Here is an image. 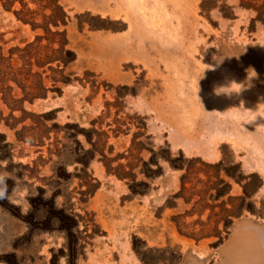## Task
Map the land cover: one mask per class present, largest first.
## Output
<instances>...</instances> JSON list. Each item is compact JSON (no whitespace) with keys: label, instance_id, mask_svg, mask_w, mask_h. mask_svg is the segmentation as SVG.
Wrapping results in <instances>:
<instances>
[{"label":"rangeland","instance_id":"obj_1","mask_svg":"<svg viewBox=\"0 0 264 264\" xmlns=\"http://www.w3.org/2000/svg\"><path fill=\"white\" fill-rule=\"evenodd\" d=\"M59 1L72 81L34 100L9 58L35 32L0 1V264H222L234 236L264 264V217L234 218L242 187L214 168L258 174L264 216V0Z\"/></svg>","mask_w":264,"mask_h":264},{"label":"trees","instance_id":"obj_2","mask_svg":"<svg viewBox=\"0 0 264 264\" xmlns=\"http://www.w3.org/2000/svg\"><path fill=\"white\" fill-rule=\"evenodd\" d=\"M3 3V7L6 11L12 12L17 21L28 25L35 37L31 42L25 43L23 48L16 47L11 49L12 55L9 61L12 64H18L22 62L25 68L26 85V99L34 100L35 98L43 97L49 91L46 86V82L51 80L55 82L68 83L72 81L70 73L66 72L69 65L77 61V54L70 48L69 40L67 36L66 27L68 26L71 16L69 12L60 4L59 0H30V4L36 5V7L30 6L29 3H25L27 0H0ZM220 0H203L200 4V10L202 14L208 16V10L210 7H215ZM243 1V0H242ZM251 1V0H250ZM20 2L21 8L15 9L14 5ZM250 7V2L247 3ZM226 7V6H224ZM222 11L221 7H219ZM223 13V11H222ZM227 13V12H226ZM100 28L101 26H94ZM95 28V29H97ZM1 49V48H0ZM56 73V76L50 77L48 74ZM16 86L20 87L17 80H14ZM158 159H168L173 167H184L185 164L182 159H171L165 156H158ZM179 161V162H178ZM233 163L235 170L229 172L223 169L224 164ZM182 165V166H179ZM215 178L220 180L222 173L226 177H230L233 181L238 183L242 187V194L237 197L241 203L234 208V218L241 217L244 211H249L256 216L263 218V214L256 212L252 205H256L251 201L262 187V178L256 173L244 174L241 170L239 163L227 161L225 156L222 160L215 165ZM188 175L183 177V188L187 184ZM224 186H228L225 180H221ZM218 197L223 198L228 192L224 188L218 190ZM247 201H249L247 203ZM228 228L218 232L219 227L215 231L219 233L217 235V245H220L228 234ZM225 233V236H224ZM197 235L200 238L211 237L209 232L201 231ZM196 235V236H197ZM137 251V250H136ZM141 260L145 262L141 253L136 252Z\"/></svg>","mask_w":264,"mask_h":264},{"label":"clouds","instance_id":"obj_3","mask_svg":"<svg viewBox=\"0 0 264 264\" xmlns=\"http://www.w3.org/2000/svg\"><path fill=\"white\" fill-rule=\"evenodd\" d=\"M255 75H256V72L254 69H252L251 72L247 73L248 78L255 77ZM242 89H243V85L237 82V84L234 85L228 93H223V92H217L216 85H213L212 94L217 95V96L224 95L225 98H230L233 93H239L240 91H242ZM258 117L264 118V112L257 113L255 116L252 117V119H256ZM5 179L6 178L4 176L0 175V199H4L8 195L7 185L5 184Z\"/></svg>","mask_w":264,"mask_h":264},{"label":"bare ground","instance_id":"obj_4","mask_svg":"<svg viewBox=\"0 0 264 264\" xmlns=\"http://www.w3.org/2000/svg\"><path fill=\"white\" fill-rule=\"evenodd\" d=\"M234 239L231 246L232 248L229 249V251L227 252L226 255H229V254H235L236 256H238L237 259H242L243 258V255L247 256V250L249 249L250 246H252V243H251V239L247 236H237L235 237L234 236ZM244 247H246L247 249L244 251ZM252 255V254H250ZM234 258V257H233ZM228 259L232 260V256L227 257L225 258V261H227ZM235 259V258H234ZM236 259V260H237ZM238 264H241V263H238Z\"/></svg>","mask_w":264,"mask_h":264},{"label":"crops","instance_id":"obj_5","mask_svg":"<svg viewBox=\"0 0 264 264\" xmlns=\"http://www.w3.org/2000/svg\"><path fill=\"white\" fill-rule=\"evenodd\" d=\"M231 244H232V243H229V244L225 247V249H224V254H223L222 264H238V263H237V260H236V259L238 258V256H236L235 254H229V255H226L227 252L229 251V249L232 248ZM226 256L229 257V258H230V256H232V260L228 259L227 261H225ZM233 257H234L235 259H234Z\"/></svg>","mask_w":264,"mask_h":264}]
</instances>
